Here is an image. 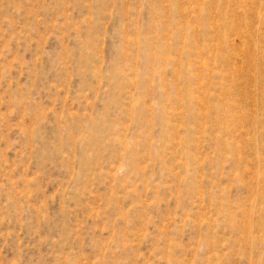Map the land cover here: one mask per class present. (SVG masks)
I'll use <instances>...</instances> for the list:
<instances>
[{
  "label": "rangeland",
  "instance_id": "374dc122",
  "mask_svg": "<svg viewBox=\"0 0 264 264\" xmlns=\"http://www.w3.org/2000/svg\"><path fill=\"white\" fill-rule=\"evenodd\" d=\"M0 264H264V0H0Z\"/></svg>",
  "mask_w": 264,
  "mask_h": 264
}]
</instances>
